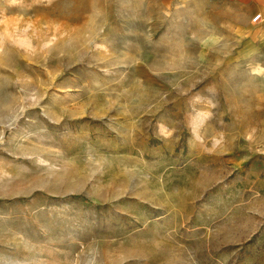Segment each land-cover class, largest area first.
<instances>
[{
  "label": "rangeland",
  "instance_id": "374dc122",
  "mask_svg": "<svg viewBox=\"0 0 264 264\" xmlns=\"http://www.w3.org/2000/svg\"><path fill=\"white\" fill-rule=\"evenodd\" d=\"M224 5L0 0V264H264V52Z\"/></svg>",
  "mask_w": 264,
  "mask_h": 264
},
{
  "label": "crops",
  "instance_id": "0c3cea01",
  "mask_svg": "<svg viewBox=\"0 0 264 264\" xmlns=\"http://www.w3.org/2000/svg\"><path fill=\"white\" fill-rule=\"evenodd\" d=\"M165 2H174L176 0H164ZM203 3L220 2L225 4L221 10L226 9L228 14L234 15L238 22H235L236 35H240L242 51L264 52V0H200ZM260 14V20L252 23L250 18L255 14ZM230 18L231 16L228 15ZM238 23V24H237Z\"/></svg>",
  "mask_w": 264,
  "mask_h": 264
},
{
  "label": "built area",
  "instance_id": "2783aa9c",
  "mask_svg": "<svg viewBox=\"0 0 264 264\" xmlns=\"http://www.w3.org/2000/svg\"><path fill=\"white\" fill-rule=\"evenodd\" d=\"M260 20V14H255L252 16V22H258Z\"/></svg>",
  "mask_w": 264,
  "mask_h": 264
},
{
  "label": "bare ground",
  "instance_id": "6f19581e",
  "mask_svg": "<svg viewBox=\"0 0 264 264\" xmlns=\"http://www.w3.org/2000/svg\"><path fill=\"white\" fill-rule=\"evenodd\" d=\"M257 14H259V13H257Z\"/></svg>",
  "mask_w": 264,
  "mask_h": 264
}]
</instances>
